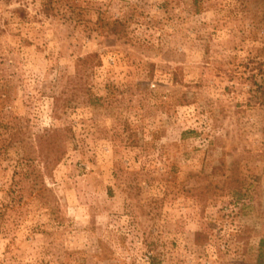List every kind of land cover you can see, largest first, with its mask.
<instances>
[{"label": "rangeland", "instance_id": "1", "mask_svg": "<svg viewBox=\"0 0 264 264\" xmlns=\"http://www.w3.org/2000/svg\"><path fill=\"white\" fill-rule=\"evenodd\" d=\"M0 264H264V0H0Z\"/></svg>", "mask_w": 264, "mask_h": 264}, {"label": "trees", "instance_id": "2", "mask_svg": "<svg viewBox=\"0 0 264 264\" xmlns=\"http://www.w3.org/2000/svg\"><path fill=\"white\" fill-rule=\"evenodd\" d=\"M262 243H263V241H262Z\"/></svg>", "mask_w": 264, "mask_h": 264}]
</instances>
